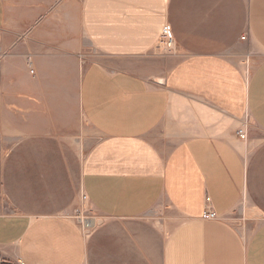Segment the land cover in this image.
Wrapping results in <instances>:
<instances>
[{"label":"crops","instance_id":"0c3cea01","mask_svg":"<svg viewBox=\"0 0 264 264\" xmlns=\"http://www.w3.org/2000/svg\"><path fill=\"white\" fill-rule=\"evenodd\" d=\"M8 34L38 74L52 57H100L79 96L100 137L82 189L101 221L84 233L74 191L37 190L33 165L64 127L26 76L6 93L0 69V261L264 264V0H0Z\"/></svg>","mask_w":264,"mask_h":264},{"label":"rangeland","instance_id":"374dc122","mask_svg":"<svg viewBox=\"0 0 264 264\" xmlns=\"http://www.w3.org/2000/svg\"><path fill=\"white\" fill-rule=\"evenodd\" d=\"M3 46L9 47V51H3L0 54V69L3 76L5 75L4 84L7 88L10 86V90L6 89V93L11 92L12 86L19 89L21 82H23L21 78L26 76L33 87V100L38 101V104L42 107H45V105L49 107V112L52 114L50 119L53 125L59 124V127L60 125L64 127L63 143L57 145L55 141L51 142L53 146L47 149L48 155L44 153L47 155L45 157L48 161L33 165V171L37 177V179H34L36 186H38L37 190L42 189L46 193L57 190L59 198L60 195L62 196V192L67 194L68 191L70 193L74 191L77 200L68 216L75 221L84 233H88L101 221V216L88 202L83 192L82 166L88 152L100 140V137L88 125L81 109L79 95L80 81L85 64L98 60L100 57L92 51H86L76 57H66L63 62L61 59L52 57L49 59V65L38 74L37 70L31 67L30 57L25 48V36H9V34L2 36L0 47L3 48ZM4 63L7 64L6 74L3 72ZM61 63L64 66H61ZM247 70L251 71L252 69L248 68ZM10 79L11 81H18L16 82L17 85H15V82H9ZM40 90L43 92L42 98L45 99V104L42 103ZM23 91L22 84V90H17L16 96L14 95L17 97L18 108L20 106L25 107V93ZM46 201H49V199ZM88 220L94 223L92 227H86L85 224ZM0 264L21 263L1 260Z\"/></svg>","mask_w":264,"mask_h":264},{"label":"built area","instance_id":"2783aa9c","mask_svg":"<svg viewBox=\"0 0 264 264\" xmlns=\"http://www.w3.org/2000/svg\"><path fill=\"white\" fill-rule=\"evenodd\" d=\"M161 46L164 50L170 53L175 52L177 49L176 43L172 37V33L168 27L163 29L161 36ZM237 135L240 137V139L247 140L248 135L245 128L239 129ZM203 218L206 220H215L217 218V214L213 211H209L204 214Z\"/></svg>","mask_w":264,"mask_h":264},{"label":"bare ground","instance_id":"6f19581e","mask_svg":"<svg viewBox=\"0 0 264 264\" xmlns=\"http://www.w3.org/2000/svg\"><path fill=\"white\" fill-rule=\"evenodd\" d=\"M85 225H86V227H92L93 226V223L88 220Z\"/></svg>","mask_w":264,"mask_h":264}]
</instances>
